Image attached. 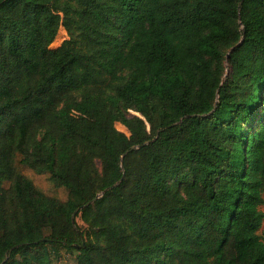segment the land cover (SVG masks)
Instances as JSON below:
<instances>
[{"label": "trees", "instance_id": "1", "mask_svg": "<svg viewBox=\"0 0 264 264\" xmlns=\"http://www.w3.org/2000/svg\"><path fill=\"white\" fill-rule=\"evenodd\" d=\"M263 194L264 0H0V264H264Z\"/></svg>", "mask_w": 264, "mask_h": 264}, {"label": "rangeland", "instance_id": "2", "mask_svg": "<svg viewBox=\"0 0 264 264\" xmlns=\"http://www.w3.org/2000/svg\"><path fill=\"white\" fill-rule=\"evenodd\" d=\"M68 35L64 28L61 26L59 27L58 33L56 35L55 40L52 42L50 47L55 48L58 47L63 40L67 39ZM134 113V112H132ZM115 126L118 130L128 134V131L122 124L119 122L115 123ZM15 166L16 169L21 172L22 174L26 175L28 178H30L33 183L36 185L37 188L42 190L44 193L55 196L61 200H65L67 198V189L62 186H56L53 181L51 180L49 174L43 173V174H36L29 166L21 163L19 161V157L15 160ZM5 185H8L7 182L4 183ZM264 197V194H263ZM260 209L264 213V204L260 206ZM77 222L80 226L85 227L86 224H84L79 218H77ZM258 234L260 237L264 240V221L258 230ZM76 251L67 252L62 254V257L59 261H57L55 264H77L76 261Z\"/></svg>", "mask_w": 264, "mask_h": 264}, {"label": "water", "instance_id": "3", "mask_svg": "<svg viewBox=\"0 0 264 264\" xmlns=\"http://www.w3.org/2000/svg\"><path fill=\"white\" fill-rule=\"evenodd\" d=\"M137 115H139L138 113H136ZM140 116V115H139Z\"/></svg>", "mask_w": 264, "mask_h": 264}]
</instances>
